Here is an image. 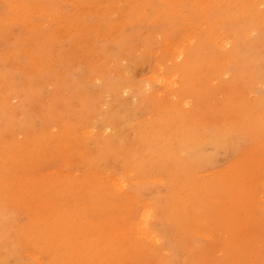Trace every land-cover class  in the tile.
Wrapping results in <instances>:
<instances>
[{
	"label": "rangeland",
	"instance_id": "obj_1",
	"mask_svg": "<svg viewBox=\"0 0 264 264\" xmlns=\"http://www.w3.org/2000/svg\"><path fill=\"white\" fill-rule=\"evenodd\" d=\"M243 2L0 0V198L16 222L70 212L75 241L127 227L125 264H264V0ZM2 230L1 264H60Z\"/></svg>",
	"mask_w": 264,
	"mask_h": 264
},
{
	"label": "bare ground",
	"instance_id": "obj_2",
	"mask_svg": "<svg viewBox=\"0 0 264 264\" xmlns=\"http://www.w3.org/2000/svg\"><path fill=\"white\" fill-rule=\"evenodd\" d=\"M245 1L246 0H244V2ZM17 4L13 3V5L15 6ZM255 14L262 16L264 15V12L255 9ZM237 26H234V27H237ZM229 49L231 50V48ZM177 55L178 56L185 55V49L184 48L179 49L177 51ZM169 146H171V144H169ZM106 149L107 150H105L102 153V156H106L107 154H109L108 152L109 149L108 148ZM95 179L96 178H93V177L90 178V180H93V182L91 183L92 189L96 193V195H98V198L100 197L102 198L101 203L103 205H106L111 200V194L107 193L109 192V189L101 190V188H106V187L102 183H97ZM74 188L79 189V191L87 190V187L83 184L82 185L75 184ZM19 193H20L19 191L14 193L17 197L11 199L10 201L11 204L18 205L21 202L20 200L21 196L19 195ZM50 196L52 199H55L57 195L55 194V192H52ZM6 203H8V201H4L3 199L0 198V226L1 228H3L2 230L3 236L6 237L7 239H11V240L13 239L12 242H13L14 248L17 245L21 247L23 239H26L27 242L31 240L34 243L41 245V247L44 245L49 248L47 250L49 253L52 251L55 252V254L59 257V261H61L60 264H77L76 258H81V260L83 261L82 264H125L124 261H126L125 258L130 252V247H134L136 245L132 240H130V229L127 227L125 229H121V231L117 234L118 240L116 242H115L116 237L113 232H108L105 235L102 234V235H99L98 237H95L92 235L88 236L86 233H82L81 240L75 241L73 240L72 236H73V233L77 231L76 223L71 219L72 217H74V215L70 214V212L68 213V216L66 215V213H64L61 216V218L64 216L68 217V220L70 219L69 223H67L66 225L61 224L55 229H54V226L58 223V221H55V218L51 219L52 222L51 221L48 222V220H44L45 223L40 222L42 220L41 218H37L36 220L35 219L33 220V224L31 226L26 225V224L17 223L15 220L16 208L11 207ZM4 209H6L7 211H5ZM9 223H10L9 227L5 226V224H9ZM91 227L92 229H95L92 225ZM14 240L16 241L14 242ZM60 247L68 249V254H69L68 259L63 258L62 252L58 249ZM72 258L73 260L70 261V259ZM1 260L3 259L0 258V264H1Z\"/></svg>",
	"mask_w": 264,
	"mask_h": 264
}]
</instances>
